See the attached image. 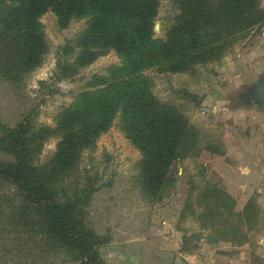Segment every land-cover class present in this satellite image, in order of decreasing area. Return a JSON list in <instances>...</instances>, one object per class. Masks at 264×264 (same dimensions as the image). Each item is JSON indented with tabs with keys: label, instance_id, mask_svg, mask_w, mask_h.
<instances>
[{
	"label": "trees",
	"instance_id": "16d2710c",
	"mask_svg": "<svg viewBox=\"0 0 264 264\" xmlns=\"http://www.w3.org/2000/svg\"><path fill=\"white\" fill-rule=\"evenodd\" d=\"M173 2L179 11L174 24L165 39H156L160 0H0V82L12 88L20 89L50 51L41 22L48 13L56 16L61 29L87 20L86 29L59 48L56 79L75 78L110 52L123 60L105 75H94L87 90L57 115L54 127L34 126L30 114L13 127L0 121V190H14L29 235L39 240L43 254L53 253L52 264H105L100 248L109 241L89 218L98 180H89L81 163L117 118L142 155L139 186L148 196L164 198V190L175 183L176 162L199 150V130L181 110L155 96L146 72L189 73L219 62L238 40L264 27L261 0ZM51 138L58 140L56 151L40 164ZM196 204L202 208L199 217L190 199L185 209L192 210L205 230H215L218 219L231 228L230 218L241 217L235 199L219 186L206 187ZM251 206L254 210L243 211L247 224L259 216L256 202ZM242 239L216 242L241 245L246 241Z\"/></svg>",
	"mask_w": 264,
	"mask_h": 264
},
{
	"label": "rangeland",
	"instance_id": "374dc122",
	"mask_svg": "<svg viewBox=\"0 0 264 264\" xmlns=\"http://www.w3.org/2000/svg\"><path fill=\"white\" fill-rule=\"evenodd\" d=\"M160 1L155 23L159 28H154V32L156 39H165L179 11L173 0ZM261 3L264 7V0ZM41 22L50 43L43 65L27 76L20 89L0 82V121L11 127L28 114L34 118V126L54 127L57 115L87 90L94 75H105L108 68L123 63L117 53L110 52L82 69L75 78L58 80L54 77L57 52L86 29L87 20L73 21L67 29H61L56 16L48 13ZM263 28L238 40L219 62L197 66L189 73L157 69L146 72L153 82L155 96L181 110L200 133L198 152L176 162L173 167L175 183L164 190V198L159 200L160 196L151 197L141 190L138 166L142 155L121 130L119 118L99 138L96 148L84 155L81 163L86 171L84 175L89 180L90 177L98 180L99 191L92 198L89 218L96 232L109 241L101 248L114 240L124 242L172 235L165 222L181 232V251L188 254L197 252L205 242L217 245L219 238L238 242L243 240L242 237L246 238V213L240 212L241 217L231 218L229 213L225 214L232 220L233 228L226 225L224 228L223 219H218L215 230H205L198 222L202 208L196 203L209 185L219 186L226 192L240 191V195L232 196L238 206L244 203L242 198L246 199L241 192L244 182L229 166H236L239 164L237 158L246 155V108L252 106L247 97L257 77L252 66L257 58L248 60V55L260 46ZM57 143L55 138L46 142L39 157L40 164L52 157ZM237 172L242 177L241 171ZM187 199L194 203L197 217L191 214L192 210L185 209ZM21 213L14 190L10 187L1 189L0 264H52L53 253L41 252L39 240L29 235L30 229ZM100 256L105 263L101 252Z\"/></svg>",
	"mask_w": 264,
	"mask_h": 264
},
{
	"label": "crops",
	"instance_id": "0c3cea01",
	"mask_svg": "<svg viewBox=\"0 0 264 264\" xmlns=\"http://www.w3.org/2000/svg\"><path fill=\"white\" fill-rule=\"evenodd\" d=\"M248 57V60L257 58L255 65H249L253 66L254 74H257L253 88L261 91L262 100L251 101L248 95L252 106L246 108V155L237 158L239 164L236 163V166H229L236 171L234 174L237 178L244 182L241 192L246 199L242 198L244 203L237 205L236 211L240 213L245 208L254 210L251 205L255 201L259 213L257 221L246 223V241L238 245L226 240L215 246L205 242L197 252L188 254L181 251V232L165 222L169 233L172 230V235L124 242L114 240L101 248L106 264H264V91L261 89L264 87V38L257 49L250 51ZM237 171H241L242 177ZM228 192L233 197L240 195L236 189Z\"/></svg>",
	"mask_w": 264,
	"mask_h": 264
},
{
	"label": "flooded vegetation",
	"instance_id": "af4514ba",
	"mask_svg": "<svg viewBox=\"0 0 264 264\" xmlns=\"http://www.w3.org/2000/svg\"><path fill=\"white\" fill-rule=\"evenodd\" d=\"M249 99L251 101L260 102L262 100V93L258 88H252L250 91V97Z\"/></svg>",
	"mask_w": 264,
	"mask_h": 264
},
{
	"label": "water",
	"instance_id": "95a60500",
	"mask_svg": "<svg viewBox=\"0 0 264 264\" xmlns=\"http://www.w3.org/2000/svg\"><path fill=\"white\" fill-rule=\"evenodd\" d=\"M156 30L159 28V25H156ZM261 87V85H259ZM261 89L264 91V87H261Z\"/></svg>",
	"mask_w": 264,
	"mask_h": 264
}]
</instances>
